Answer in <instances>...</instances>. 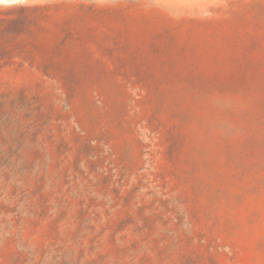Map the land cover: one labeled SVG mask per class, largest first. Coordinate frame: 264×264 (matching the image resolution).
<instances>
[{"label": "rangeland", "instance_id": "374dc122", "mask_svg": "<svg viewBox=\"0 0 264 264\" xmlns=\"http://www.w3.org/2000/svg\"><path fill=\"white\" fill-rule=\"evenodd\" d=\"M0 264H264V0H0Z\"/></svg>", "mask_w": 264, "mask_h": 264}]
</instances>
